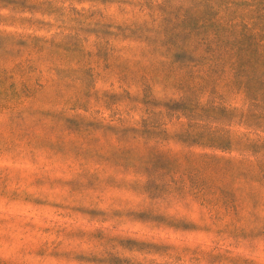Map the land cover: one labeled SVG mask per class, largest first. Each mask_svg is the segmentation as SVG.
Segmentation results:
<instances>
[{
  "label": "rangeland",
  "instance_id": "obj_1",
  "mask_svg": "<svg viewBox=\"0 0 264 264\" xmlns=\"http://www.w3.org/2000/svg\"><path fill=\"white\" fill-rule=\"evenodd\" d=\"M0 25V264H264V0Z\"/></svg>",
  "mask_w": 264,
  "mask_h": 264
},
{
  "label": "clouds",
  "instance_id": "obj_2",
  "mask_svg": "<svg viewBox=\"0 0 264 264\" xmlns=\"http://www.w3.org/2000/svg\"><path fill=\"white\" fill-rule=\"evenodd\" d=\"M6 15V13H4ZM3 25H0V27H2Z\"/></svg>",
  "mask_w": 264,
  "mask_h": 264
}]
</instances>
